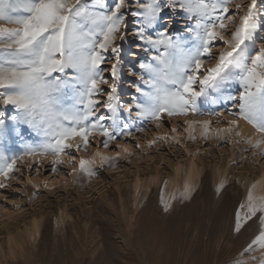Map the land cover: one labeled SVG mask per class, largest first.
Masks as SVG:
<instances>
[{"label":"snow or ice","instance_id":"snow-or-ice-1","mask_svg":"<svg viewBox=\"0 0 264 264\" xmlns=\"http://www.w3.org/2000/svg\"><path fill=\"white\" fill-rule=\"evenodd\" d=\"M166 10L185 14L190 23L184 35L169 30ZM126 42L138 64L128 75L140 81L132 82L131 101H123L117 91ZM232 82L235 91L224 97L230 109L208 112V119L185 120V132L195 140L190 130L199 125L207 139L212 117L221 123L227 116L226 127H217L213 138L246 144L264 158V3L258 0H0V106H10L12 112L0 110V189L21 171L17 165L25 157H52V172L67 162L68 175L90 177L97 164L113 167L120 152L111 157L97 151L79 159L76 167V157L66 149L87 151L90 136H100L105 149L116 142L131 156L117 139L132 135L128 123H119L123 114L128 120L156 121L157 127L165 114L203 116L199 105L210 95L223 96ZM241 122L251 127V134L242 132ZM26 132L39 142L25 145L19 155H7L3 149L23 140ZM157 140L170 138L158 136L148 146ZM256 187L253 183L247 190L235 214L237 233L253 217L259 221L236 264H264V197L255 196ZM193 191L185 182L180 200L190 199ZM161 203L168 212L171 204Z\"/></svg>","mask_w":264,"mask_h":264},{"label":"rangeland","instance_id":"rangeland-1","mask_svg":"<svg viewBox=\"0 0 264 264\" xmlns=\"http://www.w3.org/2000/svg\"><path fill=\"white\" fill-rule=\"evenodd\" d=\"M260 3L264 0H258ZM164 15L173 34H185L183 29L190 22L183 12L166 10ZM124 47L123 76L117 91L123 101H131L132 82L140 81L129 76L128 69L138 68V64L129 54L130 45L126 42ZM139 56L143 59L146 54L141 51ZM232 83L223 96L210 95L199 105L203 116L165 114L157 127L156 121L128 120L123 114L119 123H128L132 135L117 139L131 156L117 148L116 142L105 149L100 136H90L87 151L66 149L76 157V167L79 159H89L97 151L111 157L121 153L114 160L115 166L97 164L90 177L68 175L71 166L67 162L52 172V157H25L24 163L17 165L21 171L13 173L4 181L8 186L0 189V264H236L258 232L259 221L253 217L237 233L235 214L253 183L257 184L255 196L264 197V158L253 155L246 144L213 138L217 127H226L227 116L221 123L212 117L207 139L201 137L202 127L195 125L190 131L196 138L190 140L184 123L208 119V112L229 110L231 106L224 97L235 91ZM0 110L12 114L10 106H0ZM101 112L108 114L103 109ZM172 128L177 131L173 133ZM241 130L246 135L252 133L244 122ZM164 135L170 138L169 142L157 140L148 146L149 141ZM30 136L26 132L23 140L9 143L3 150L9 156L21 154L25 145L39 142L35 134ZM63 158L67 161L68 156ZM190 170H194L198 185L190 199L181 201L179 193ZM221 181L225 182L224 188L217 193ZM162 199L171 204L168 212L163 211ZM225 201L230 203V209L213 225L214 239L208 254L200 250L195 260L190 252L195 229H190L192 225L186 221L197 209L209 206L215 210Z\"/></svg>","mask_w":264,"mask_h":264},{"label":"bare ground","instance_id":"bare-ground-1","mask_svg":"<svg viewBox=\"0 0 264 264\" xmlns=\"http://www.w3.org/2000/svg\"><path fill=\"white\" fill-rule=\"evenodd\" d=\"M131 68L132 67L130 66V68L128 70H130V71L133 70ZM29 135H31V136L28 138H33L32 136H34V134H30V133H29ZM186 182L194 190L196 189L198 184H196L197 182H196L194 170H190ZM232 202L230 200V203H232ZM230 203L225 201V202L219 204L220 205L219 207L216 206L217 208L215 207V210L209 206L199 208V209H197V211H194L192 218H190L191 219L190 221L185 220L186 222H189L192 225V227H190V229L191 228H193V230L195 229V234L193 236V238H195V240H193V242H192V247L190 246L191 247V250H190L191 255H192V257L193 256L195 257V258L193 257L195 260H196V256H198V253L200 250H204V252H205L204 255L208 254L209 245L211 244V242L214 239V238H212V230H214L213 225L217 222L219 217H221L225 212H227L228 209H230ZM183 223H184V221H183ZM216 234H214V235H216ZM204 258H206V257H204ZM195 264H198V262H196Z\"/></svg>","mask_w":264,"mask_h":264}]
</instances>
